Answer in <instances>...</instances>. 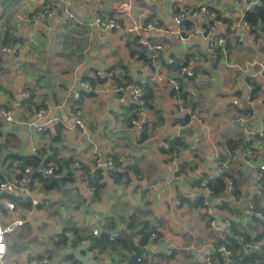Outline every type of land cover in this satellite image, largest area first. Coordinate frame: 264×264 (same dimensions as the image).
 <instances>
[{
  "label": "crops",
  "instance_id": "crops-1",
  "mask_svg": "<svg viewBox=\"0 0 264 264\" xmlns=\"http://www.w3.org/2000/svg\"><path fill=\"white\" fill-rule=\"evenodd\" d=\"M45 1L54 10V17L33 29L27 18L35 8L34 0H0V46L5 34L18 39L22 46L15 55L0 53V104L12 109L17 121L0 128V160L7 156L31 155L33 148H43L47 151L46 157H51L56 149L59 160L70 161L76 178L65 187L73 193L83 194L85 199L80 172L73 166L75 162L93 168L94 164L113 157L122 168L135 174V182L117 184L104 176L99 199L89 203L91 214L76 208L78 203L70 198L60 205V192L41 193L43 201L49 204L42 208L43 211L38 209L30 216V221L24 224L29 226V233L22 231L14 240L15 244L30 242L29 247L39 244L44 255L50 256L49 264H70L63 258L66 255H73L76 264H128L129 256L136 250L131 254L121 251L120 257L117 253L94 256L81 245L74 249L69 246L58 249L52 239L64 228L72 226L81 236L101 230L110 221L119 227L121 219L137 214L156 227L160 234L157 243L145 248L152 255L158 254L149 259V264H202L209 254V244H213L217 236L210 232L201 209L180 205L181 198L188 200L186 186L189 180L196 175H207L211 180L227 174L242 194L246 191L250 183L248 165L239 151L233 157L227 156L229 153L221 145L228 140L251 141L258 160L264 162V138L259 140L250 135L251 132H264V104L249 106L244 101L250 82L259 87L257 93H260L264 78L261 67L264 40L259 32L243 27L242 0ZM123 3L131 6L130 20L160 24L161 31L146 32L143 37L164 45L158 62L163 73L175 77L176 72L168 68L167 62L191 59L193 78L180 79V84L205 123L203 127L196 124L187 127L192 129L191 136L180 135L179 131L187 128L174 124L179 119L177 100L166 83L150 80L152 108L148 109L150 118L145 139L139 141L130 123L133 103L128 94L116 93L111 85L106 92H99L103 87L96 83L97 93H82L78 100L74 99L82 79L96 81V73L110 69L120 76L118 69L114 70L120 65L126 67L125 76H130L134 82L151 77V70L143 71L141 64L130 55L129 37L123 31L100 33L91 26L96 14L103 18L115 17L121 22L124 17L116 14L115 5ZM203 3L216 9L233 26L225 52L217 57L205 38L198 34L190 36V32H182L180 26L172 22L175 10L191 9ZM122 73L124 76V70ZM48 74L51 75L50 91L43 88ZM26 91L32 94L29 100L34 105L47 101L51 107L48 117H58L62 124L51 127L46 134L31 133L21 126L19 122L28 120L35 113L33 107L29 109L27 104L22 105L23 101H28L22 99V93ZM75 119L84 123L83 131L72 128ZM177 136H182L186 147L177 155L161 153L160 144L166 138ZM216 149L223 153L224 160H214ZM176 165L181 166L182 173L173 172ZM219 200L221 198L214 199ZM54 201L57 208L50 206ZM0 214L4 223L6 212L1 210ZM25 216L26 213L23 218ZM215 217L222 227L227 216L216 210ZM170 254H173L172 259L165 260L164 257ZM28 257L23 251L19 255L20 264H27Z\"/></svg>",
  "mask_w": 264,
  "mask_h": 264
},
{
  "label": "trees",
  "instance_id": "trees-1",
  "mask_svg": "<svg viewBox=\"0 0 264 264\" xmlns=\"http://www.w3.org/2000/svg\"><path fill=\"white\" fill-rule=\"evenodd\" d=\"M190 9H182L175 10L173 12V16L179 15L183 11H188ZM172 16V17H173ZM244 21L249 25L250 30L253 32H259L260 35L264 33V27L262 24L264 23V0H259L258 4L252 8L251 11L244 13ZM145 24L151 23V21L146 20ZM156 23V22H154ZM157 27H161L160 24L156 23ZM180 29L186 32H189L192 29V24L188 21L182 22ZM186 36V35H185ZM127 47H129L130 55L135 62L140 63L141 65H146L152 68V60L147 54L146 49L139 43L142 39L141 36H128ZM183 37V36H181ZM150 40V39H149ZM18 42V39L10 36L9 34H5L2 38V45H12ZM228 44V39L226 38V47ZM226 50V49H225ZM218 55L221 54V50H216ZM162 56L160 57V59ZM159 59V60H160ZM191 61V59H186L181 62H177L172 60L171 64H168V68H172L176 72V76L181 71L183 67H186L187 64ZM118 69L119 75L116 76L113 72V69L105 71L112 75L110 79L111 86L114 88L127 87V86H141L143 91V96L141 97V106L137 103H133L131 107V117L130 123L136 115V112L140 110L141 107L146 110L152 108V91L149 87L150 81L147 79V83L145 85H141L142 79L138 82H134L130 76H125L127 74L126 67L120 65L114 68ZM124 70V76L122 71ZM174 77V76H173ZM193 78V77H192ZM95 80L91 78H84L81 80V83H88L92 88H94L95 84L98 83L100 86L106 84L107 80L101 78L99 73L95 74ZM190 79V78H189ZM180 82V80H179ZM249 86L253 88V97L259 92V87L255 83H249ZM28 90V89H27ZM27 92V91H26ZM29 93V92H28ZM92 94V93H90ZM174 95V92H172ZM31 93H29V98L24 99L28 101H23L22 105L27 104L29 109L33 107L32 111L35 112L41 108H43V103L41 105H34L31 103ZM82 95V94H81ZM80 95V97H81ZM178 101L186 108H194V105L188 100V97L183 92V89L180 84V93L178 96ZM243 113V112H241ZM243 114H247L246 112ZM149 122V120H148ZM145 125L143 134L140 140L145 139V131L148 125ZM187 123V119H178L174 122V124H178L181 127H185ZM132 125V124H131ZM45 132L43 134H46ZM257 137L259 140L263 138ZM168 144L166 149L160 148V152L166 155H177L181 148H185L186 145L182 139V136L166 138L164 140ZM251 141L249 140H228L221 145L222 149L229 153L230 157L235 156L234 154L239 151L240 154L246 151H252L256 153L254 149L251 147ZM224 151V152H225ZM46 150L41 149L37 150L36 154H31L28 156H7V158L3 161L0 160V167L6 173V176H19L24 172V170L30 168L31 170V179L32 185L34 189H37L39 194L48 195L50 193H59L60 186H66L68 184H72L75 182V177L72 174V170L70 168V161H63L57 158L56 149L54 150V154L51 157H46ZM227 155V154H226ZM228 156V155H227ZM112 161L113 167L109 169L107 173L99 168L96 164H94L93 168H86L84 166L79 165L81 183H87L89 189L93 191V196L91 199V204L97 202L99 199V192L104 187L103 179L104 176H108L114 183H131V179L129 177V169L122 168V166L118 163L117 159L109 157ZM219 160H224V156H220ZM74 166V165H73ZM39 167H52L54 174L59 178H47L43 177L36 170ZM182 168L180 166L178 174L182 173ZM133 173V172H132ZM134 177L135 174L133 173ZM207 175H201L199 178H206ZM58 181L57 179H60ZM2 176H0V180ZM231 181L233 185V193L232 201L221 202L216 206V210L224 213L227 218L230 220V228L229 232L225 234L223 238L216 237L214 243L212 244L214 247L223 246L228 251L231 252V260L226 264H264V172L262 174L261 179V190L258 195L253 199L254 204V214L248 211V192L245 191L243 194L242 191L237 187L234 180L227 174H221L215 179H211L207 183V187L211 192L212 199H220L222 200V195L224 197L226 195V182ZM247 184V187H249ZM42 196V195H41ZM11 201L16 207V211L18 215L23 218V215L32 209V205L30 201H23L19 197H10ZM41 199L40 203L36 206L37 209L43 211L42 208L46 206L48 202H44ZM49 204V203H48ZM186 205L189 207H197L202 209L201 203L192 202L187 199H180V205ZM50 206H55L57 208V203L54 201L51 202ZM76 208H80L78 205ZM3 213H5L4 209H1ZM24 212V213H23ZM56 213V209L54 214ZM148 214V213H147ZM57 215V213H56ZM204 215V214H203ZM205 219L206 216L204 215ZM207 223V222H206ZM28 225H24L25 228ZM208 226V224H207ZM29 227V226H28ZM209 228V226H208ZM29 229L26 227L24 233L27 234ZM116 234L114 237L113 235ZM160 238V234L156 227L150 225V223L145 220L143 217L139 218L137 214H133L126 219H121V225H118L114 221L108 222L106 225L102 226V229L99 230L98 235H93L92 233L87 236H81L79 230L72 226L68 228H64L63 231L54 236L52 239L54 242V246L58 249L66 248L69 246L71 249L78 247L81 245V242L84 240H88L90 243V247L85 249L86 252L94 253V256L108 254V253H117L120 257L121 251L124 254H131L136 250V246L141 248H146L148 245L152 243H157ZM71 239V240H70ZM82 246V245H81ZM158 256L152 255L149 251L145 250L143 255L140 257V264H149V259L152 257ZM173 254L169 256H165V260H171ZM47 258H50V256ZM64 260L70 261V264H76V260L73 255H66L63 257ZM126 259V258H125ZM213 264H225L221 254L215 253L211 255ZM190 264H200L196 262H191Z\"/></svg>",
  "mask_w": 264,
  "mask_h": 264
},
{
  "label": "built area",
  "instance_id": "built-area-1",
  "mask_svg": "<svg viewBox=\"0 0 264 264\" xmlns=\"http://www.w3.org/2000/svg\"><path fill=\"white\" fill-rule=\"evenodd\" d=\"M58 2H64L65 0H57ZM100 2L101 0H96ZM35 8L30 16L27 18V23L32 26L33 29H37L42 25H45L49 21H51L54 17V10L51 8L45 0H34ZM257 0H242L244 5V13L249 12L255 6ZM130 4H116L115 10L116 14L119 16H123L124 19L119 22L117 18H103L100 14H96L91 23V26L94 27L100 33H107L111 31H123L127 36H141V40L139 43L146 49L147 54L152 60V68L141 65L143 71L151 70V77L147 78L149 81H154L157 84L166 83L172 92H174V98L177 100V115L180 119H187V123L185 128L191 125H198L203 127L204 120L200 116L199 112L196 108H186L181 101H178V96L180 93V79H188L193 77V68L192 61H190L186 67H183L177 76H168L163 71L160 70L158 66L159 59L161 57L162 52L164 51V45L157 42H152L149 38L143 37V35L147 32H159L161 28L156 26V23L151 22L148 24L137 22L129 19L130 14ZM188 21L192 24V29L189 31L190 36L200 35L208 42V45L212 51V54L217 57V49L221 50V53L225 52L226 49V38L228 37L230 29L233 28L223 15H221L216 9L209 6L207 3L200 4L195 8H191L188 11H183L177 16L172 17V22L176 24L178 27L181 26L182 22ZM199 25V26H198ZM202 25V26H201ZM242 25L245 29L250 30L249 25L242 19ZM262 27L264 25L262 24ZM264 40V33L261 35ZM182 39L186 40L188 38L182 37ZM21 43L16 42L10 46H0V53L4 55H15L19 50H21ZM172 60L168 61V64H171ZM261 67L264 70V57L261 61ZM1 73V67H0ZM101 78L106 79L107 82L102 87V90L99 92H106L107 88L110 87V79L112 75L107 72H99ZM147 79H142L141 85H145L147 83ZM116 93H124L128 94L131 98L132 103H137L141 106V97L143 96V91L141 86H127L114 88ZM98 91L92 88L88 83H80V89L78 92L74 93V99L78 100L82 93L90 94L97 93ZM253 88L248 87L247 93L245 94L244 101L246 105L252 106L255 103H263L264 104V78L260 84V93H257L254 97ZM29 93L23 92L22 99H28ZM43 108L37 110L34 115L28 120H22L19 122L21 126H23L28 132L43 134L48 132L51 127L61 125L62 121L58 117H48V111L51 109L49 103L44 101ZM150 118V113L145 108L141 107L138 112H136L135 117L133 118L131 124L136 136V139L139 141L144 127L147 124ZM17 123L14 118V111L10 108H6L0 104V128L3 125H10ZM73 129H78L80 131L84 130V123L80 119H75L73 122ZM251 136H258L260 138L264 137V132L258 133H250ZM161 148L166 149L168 144L166 142H162L160 144ZM37 149L33 148L31 150V154H36ZM227 153V152H226ZM221 151L216 149L214 151L213 157L217 162L220 159ZM225 154V152H224ZM229 156V154H228ZM242 158L246 160L248 165V174L250 176V186L246 188L248 192V211L254 214V204L253 199L258 195L261 190V179L262 174L264 172V162H260L256 154L252 151H246L241 154ZM79 163L75 162L74 167L76 169L79 168ZM97 166H106L108 169L113 167L112 161L110 158L103 162H99ZM179 167L176 165L174 167V173H178ZM37 173L47 178H59L54 174L52 167H39L36 170ZM31 170L30 168L24 170L22 174L19 176H6V173L3 169H0V176L2 179L0 180V212L1 209H4L6 212L5 222H1V214H0V264H4V258L8 252L7 250V239L10 235L15 234L16 231L25 223L30 221V216L38 210L36 206L40 203V200L43 197L39 194L37 189L33 188L32 179L30 177ZM129 177L131 182H135V178L132 172H129ZM200 175H196L191 178L186 186L187 197L188 200L192 202L201 203V211L206 216V222L209 226L210 232L214 233L218 238H223L227 232H229L230 228V220L224 219L222 223V227L218 224V221L215 217L216 206L221 202L232 201V193H233V185L231 181L226 182V195L223 201H214L211 197V192L207 187V183L210 180V177L200 179ZM86 192V202L91 204V199L93 196V191L88 188L87 183H82ZM10 197H19L23 201H30L32 205V209L26 213L25 218H20L17 215L16 207L11 201ZM227 218V217H226ZM99 230H93V235H98ZM114 237L116 234L113 235ZM81 245L87 249L90 247V243L88 240H84L81 242ZM37 249V252H34L28 246L24 251L28 254V262L27 264H49L48 258L43 253V247L39 244L34 245ZM40 246V247H39ZM209 254L204 258L202 264H213L211 255L218 253L221 254L223 260L226 263H229L231 260V252L228 251L225 247L219 246L214 247L212 244L208 246ZM140 262V259H138Z\"/></svg>",
  "mask_w": 264,
  "mask_h": 264
},
{
  "label": "water",
  "instance_id": "water-1",
  "mask_svg": "<svg viewBox=\"0 0 264 264\" xmlns=\"http://www.w3.org/2000/svg\"><path fill=\"white\" fill-rule=\"evenodd\" d=\"M43 88L46 91H50L51 90V75H47L45 83ZM180 135H187V136H191L192 134V129L187 128V129H181L179 131ZM101 170H103L104 172H108V168L106 166H100L99 167ZM58 181H60L61 179H57ZM73 199L75 200L78 205L80 206L81 210L84 212H87L89 214L92 213V208L91 206L85 202V198L83 196V194L81 193H73L69 190V188L67 187H63L60 186V194H59V198H58V203L60 205L64 204V201L67 199ZM30 242H23L20 244H13V245H8L7 246V250L9 252H14L16 255H20L29 245ZM145 252L144 248H141L139 246H136V251L134 252V254H132L131 256H129V261L128 264H140V262L138 261V259H140V257L143 255V253ZM235 264H238V262H235Z\"/></svg>",
  "mask_w": 264,
  "mask_h": 264
},
{
  "label": "rangeland",
  "instance_id": "rangeland-1",
  "mask_svg": "<svg viewBox=\"0 0 264 264\" xmlns=\"http://www.w3.org/2000/svg\"><path fill=\"white\" fill-rule=\"evenodd\" d=\"M256 157H257V159H259L258 154L256 155ZM55 219H56V221L59 220L58 218H55ZM26 227H28V226H26ZM25 228H23V227L19 228L15 234L10 235L9 238L7 239V245L15 244L14 240L17 239V237L21 235L22 231L23 232L25 231ZM30 249L33 250L34 252H37L36 247L33 245L30 246ZM4 262H6L7 264H20L19 255H16L14 252L8 251L6 254Z\"/></svg>",
  "mask_w": 264,
  "mask_h": 264
},
{
  "label": "clouds",
  "instance_id": "clouds-1",
  "mask_svg": "<svg viewBox=\"0 0 264 264\" xmlns=\"http://www.w3.org/2000/svg\"><path fill=\"white\" fill-rule=\"evenodd\" d=\"M0 250H2V248H0Z\"/></svg>",
  "mask_w": 264,
  "mask_h": 264
}]
</instances>
